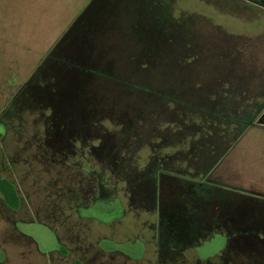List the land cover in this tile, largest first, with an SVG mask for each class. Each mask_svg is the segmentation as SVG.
I'll return each mask as SVG.
<instances>
[{
  "label": "rangeland",
  "instance_id": "374dc122",
  "mask_svg": "<svg viewBox=\"0 0 264 264\" xmlns=\"http://www.w3.org/2000/svg\"><path fill=\"white\" fill-rule=\"evenodd\" d=\"M249 14L0 0V178L21 197L0 194V264H264V126L238 94L264 86Z\"/></svg>",
  "mask_w": 264,
  "mask_h": 264
},
{
  "label": "crops",
  "instance_id": "0c3cea01",
  "mask_svg": "<svg viewBox=\"0 0 264 264\" xmlns=\"http://www.w3.org/2000/svg\"><path fill=\"white\" fill-rule=\"evenodd\" d=\"M231 3H235L239 7V11L242 15H251L249 13L254 12L257 15L264 17V0H229ZM253 16V15H252ZM260 17V18H261ZM261 32L257 33L253 37L239 35L240 39L246 41H255L256 45L259 46V50L255 55L256 68L258 74L256 78H264V27L260 29ZM232 36V35H231ZM238 38V36H237ZM264 82V81H260ZM258 82V83H260ZM224 93L230 94V91H224ZM239 104L242 109H257L256 121L259 125L264 126V86H258L255 90L249 89L239 90Z\"/></svg>",
  "mask_w": 264,
  "mask_h": 264
},
{
  "label": "trees",
  "instance_id": "16d2710c",
  "mask_svg": "<svg viewBox=\"0 0 264 264\" xmlns=\"http://www.w3.org/2000/svg\"><path fill=\"white\" fill-rule=\"evenodd\" d=\"M22 90H24V88ZM0 194L2 195L4 202L9 208L17 209L20 207L21 197L18 193V189L11 180L7 178H0ZM74 264L81 263L75 262Z\"/></svg>",
  "mask_w": 264,
  "mask_h": 264
},
{
  "label": "flooded vegetation",
  "instance_id": "af4514ba",
  "mask_svg": "<svg viewBox=\"0 0 264 264\" xmlns=\"http://www.w3.org/2000/svg\"><path fill=\"white\" fill-rule=\"evenodd\" d=\"M63 248L65 250V253L69 254V249L67 247H63ZM75 262H80L81 264H91L90 260L88 259V257L85 256L84 254H83V256H79L78 259L75 260Z\"/></svg>",
  "mask_w": 264,
  "mask_h": 264
}]
</instances>
